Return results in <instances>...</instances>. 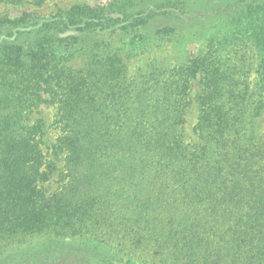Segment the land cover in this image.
Masks as SVG:
<instances>
[{
	"label": "trees",
	"instance_id": "16d2710c",
	"mask_svg": "<svg viewBox=\"0 0 264 264\" xmlns=\"http://www.w3.org/2000/svg\"><path fill=\"white\" fill-rule=\"evenodd\" d=\"M0 264H264V0L0 15Z\"/></svg>",
	"mask_w": 264,
	"mask_h": 264
},
{
	"label": "rangeland",
	"instance_id": "374dc122",
	"mask_svg": "<svg viewBox=\"0 0 264 264\" xmlns=\"http://www.w3.org/2000/svg\"><path fill=\"white\" fill-rule=\"evenodd\" d=\"M106 0H45L40 4H34L31 0H24L23 3L14 5L7 3L6 1H0V15H6L9 17L20 16L21 14H29L38 17H50L58 12L69 10L75 5L81 3H89L90 5H96L105 2ZM190 53L196 51L195 44H189L187 47ZM164 56L163 50L156 51L152 54H148L142 57L135 58L129 62L130 70L133 71L137 67H144L152 58L158 59ZM80 65V61L75 62V66ZM44 117L50 122L53 118L55 110L52 107H42ZM196 123V107L193 105L185 116L184 127L187 131V135H191V129ZM51 133L54 134V131Z\"/></svg>",
	"mask_w": 264,
	"mask_h": 264
}]
</instances>
